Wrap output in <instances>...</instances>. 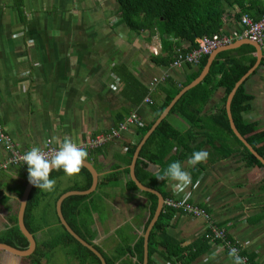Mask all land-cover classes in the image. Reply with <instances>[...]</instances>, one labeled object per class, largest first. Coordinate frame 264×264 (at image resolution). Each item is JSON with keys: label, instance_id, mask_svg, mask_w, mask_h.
Wrapping results in <instances>:
<instances>
[{"label": "crops", "instance_id": "1", "mask_svg": "<svg viewBox=\"0 0 264 264\" xmlns=\"http://www.w3.org/2000/svg\"><path fill=\"white\" fill-rule=\"evenodd\" d=\"M22 4L23 13L19 14L15 0H0V125L14 149L21 152L33 146L43 149L50 142L58 146L56 141L65 137L81 146L88 139L110 133L130 116H136L138 120L139 125H128L126 132L105 143L103 148L97 151H94L96 148L86 149V162L91 163L98 175L97 186L88 194L93 195L87 202L99 203L101 199L106 209L104 217L92 216L97 231L94 245L112 256L122 242L118 231L126 233L127 228H131L129 238L136 242L139 237L143 238L154 215L150 216L151 205L142 194L144 192L127 189L126 183L131 180L129 171L124 173L126 168L129 170L125 159L127 147L140 142H137L139 127L155 122V109L165 99L163 87H179L190 70L187 66L171 67L175 52L173 54L172 51L173 56L170 57L162 49L157 34L142 32L133 36L119 16L116 0H22ZM235 11L229 10L224 16L223 32L240 30L233 20ZM173 42L179 48L190 46L187 41L173 39ZM258 75L252 78H259ZM154 79L159 81L154 83ZM250 80L245 87L253 94L249 88ZM169 81L172 84H168ZM223 96L224 90L218 89L203 115L214 114ZM82 97L85 99L82 100ZM255 99L254 96L253 102ZM181 119L175 113L168 122L180 133H185L189 126L182 130L175 126L181 123ZM202 140L199 136L190 147ZM174 154L175 149L170 155ZM233 156L236 154L228 158ZM8 158V151L0 144V234L12 227L15 214L17 219L27 183L24 179L25 166L10 165ZM188 159L187 156L182 166L190 173ZM225 160L211 164L195 180L191 175L192 184L186 193L176 194L167 180L161 186L165 193L173 195L168 199H186V202L204 209L211 219L209 225L203 218L190 217L181 210L173 209L175 213L165 229L166 235L183 247L207 243V250L198 251L190 261L182 264H232L223 244L210 237V227L223 228L231 246H238L240 251L252 258L253 264H264L263 182L257 191L253 186L235 187L226 179H219L216 183V178H219L217 171ZM233 161L234 164L241 163ZM148 170L155 175L160 168L151 164ZM112 173L119 176L108 179ZM263 177L253 181L259 183ZM62 178L68 177L63 175L56 181V189L50 192L52 197L69 190L74 182L80 185L85 182L80 174L69 179L67 185H62L63 182L59 184ZM107 179L115 184L110 185ZM246 192L255 195L242 197ZM186 194H189L187 198ZM254 201L263 203L255 205ZM256 212L257 221H252ZM257 216H260L259 219ZM33 219L43 226L35 234L36 243L49 239V232L52 233L56 225L48 204L39 214L35 209ZM139 228H142L140 232ZM98 240L102 242V247ZM53 251L42 259L43 264H50ZM63 258L66 264V253ZM73 259L74 264H80L76 258ZM154 262L180 264L175 257L166 259L160 254L154 255ZM0 264L32 263L4 251L0 253Z\"/></svg>", "mask_w": 264, "mask_h": 264}, {"label": "trees", "instance_id": "2", "mask_svg": "<svg viewBox=\"0 0 264 264\" xmlns=\"http://www.w3.org/2000/svg\"><path fill=\"white\" fill-rule=\"evenodd\" d=\"M116 2L118 4L119 16L122 22L129 28L130 33L133 36L142 32H148L149 35L157 34L161 39L162 49L166 50L170 57L171 55L173 56L177 49L180 50L179 45H176L173 39L178 42H189V48L185 49L188 52L192 48L197 47L196 39L211 37L214 34L223 32L224 16L227 15L229 10H236L233 14V20L235 24L237 23L240 26V30V20L243 15L249 16L253 22H258L264 17V0H116ZM15 6L19 14H22V0H15ZM167 36L171 37V39L168 40ZM207 58L208 55L202 56L195 67L185 65L189 68L190 74L179 87H172V85L171 89L163 87L165 99L163 104L155 109L156 118L183 87L199 76L206 64ZM255 61V49L250 45H242L235 50L221 52L217 55L204 80L186 92L177 101L168 116L160 123L143 145L134 169L135 176L141 184L158 191L164 200L172 198V194L165 193L162 190L161 186L164 185L165 181L156 179L157 174L162 173L172 162L179 161L182 164L187 156L190 158L193 152L200 150L207 151L208 158L206 162L197 165L195 168L191 167L190 173L193 180L199 176L202 170L211 164L225 160L234 154L241 155V159H244L246 167H254L263 169L264 171L259 161L233 135L225 112V102L228 94L240 78L251 69ZM263 66L264 52L259 67L237 90L230 109L238 132L257 154L264 158V130L258 128L259 124L257 121H250L245 118L252 110V102L254 100V95L247 92L245 83L257 75ZM168 84H172V81H169ZM218 89L224 90V96L216 112L208 116L203 115L205 107ZM175 113H178L188 123L189 128L185 133H180L169 124L168 117ZM153 123L138 128L137 134L139 138L137 142L141 140ZM196 129L199 131L195 132ZM199 136L203 140L191 148L190 144ZM233 143L236 147L230 148L229 146ZM102 146L96 148L94 151L103 148ZM136 146L137 143L128 145L127 147L125 154L127 166L131 163ZM206 147H211L212 152ZM174 149L176 150V154L170 155ZM179 149H182V152H179ZM211 153L214 156H211ZM151 164L157 165L160 168L155 175L151 174L148 170ZM23 170L25 173L24 179L28 181L27 167H24ZM128 171V168H126L124 173L126 174ZM79 174L85 181L84 185L74 182L69 190L63 191L54 197L51 196L50 192L40 191L36 187L32 188L24 214V224L27 230L35 238V234L43 228V226L34 221L33 213L47 198V204L52 211L56 227L52 233L49 232V239L36 243V250L31 256L23 258L27 262L43 264L42 259L47 258L48 254L58 245H62L70 248L74 258L80 264H100L99 260L89 250L82 247L66 232L64 227L59 223L55 212V203L62 194L68 191H86L90 187L91 175L89 172L82 168ZM63 175L62 170L53 171L50 174V178L57 181ZM118 176V173H112L108 179L112 177L117 178ZM109 182L111 180H108ZM262 182V187L264 188V177ZM109 184L113 185L115 183L111 182ZM126 186L130 191L139 192L131 180L127 181ZM142 194L149 199L151 205L150 216H152L156 208L157 198L149 193ZM92 195L70 196L62 202L61 211L67 224L82 240L93 245L102 254L106 264H142L143 238L139 237L134 242L133 239L129 238L128 234L131 230L129 227L124 238L121 237L125 234L124 231L120 230L117 232V234H121V236H118L121 238L122 244L120 243L116 247L115 253L112 256H108L98 246L94 245L97 231L93 224L92 216L94 213L99 212L101 199L99 203L98 201L93 203L87 202L90 201ZM173 213H175V210L164 207L158 221L150 232L147 264H155V254H160L166 259L175 257L177 262L182 264L183 262L190 261L198 251L207 250V243L200 242L201 245L199 246L194 244L189 247H183L181 243L170 239L166 235L165 229L168 227ZM262 213L264 214V211ZM12 224L11 228L0 234V243L19 250L27 249L28 241L17 227L16 214L13 217ZM52 234H55L54 238ZM3 252V250H0V253ZM241 254L245 255L242 251ZM249 259L254 263L251 257Z\"/></svg>", "mask_w": 264, "mask_h": 264}, {"label": "water", "instance_id": "3", "mask_svg": "<svg viewBox=\"0 0 264 264\" xmlns=\"http://www.w3.org/2000/svg\"><path fill=\"white\" fill-rule=\"evenodd\" d=\"M242 45H250V46H252L255 49L256 61H255L254 65L251 67V69H249L246 72V74L240 78V80L234 85L233 89L228 94V96L226 98V102H225V112H226V115H227V118H228L229 127H230L233 135L239 140V142H241L243 144V146L249 151V153L252 154L259 161V163L264 168V158L259 156L257 154V152L241 136V134L238 132L237 128L234 125V122H233V119H232V115H231V109H230L231 108V102H232L237 90L239 89V87L241 85H243V83L259 67V65H260V63L262 61V58H263V50L261 49L260 45L257 42L249 40V39L242 38V39L236 40L234 43H232V44H230L228 46L219 47L218 49L212 51L208 55L206 64L203 67V69H202L201 73L199 74V76L195 80H193L191 83H189L187 86L183 87L178 92V94L171 100V102L167 105V107L156 118V120L153 123V125L151 126V128L142 137V139L140 140V142L138 143V145H137V147H136V149L134 151L131 163L129 165L130 178H131L132 182L135 184L136 188L140 192L153 194L157 198V205H156V209H155L154 215H153L152 219L150 220V222L148 223V225H147V227L145 229L144 235H143V261H142V264H147V262H148V239H149V234H150L154 224L157 222L160 213L162 212L164 200H163L162 196L158 192H156L155 190H152V189L144 186L143 184H141L136 179L135 173H134V169H135L136 161H137V159L139 157V153H140L143 145L148 140V138L156 130V128L160 125V123L168 116L169 112L174 107V105L177 103V101L186 92H188L189 90L193 89L194 87L199 85L204 80V78L209 73V69H210L213 61L217 57V55L220 54L221 52L235 50V49L241 47ZM83 168L86 169L89 172V174L91 175L90 188L88 190H86V191H69V192H66V193L62 194L57 199V201L55 203V211H56V215L58 217L59 223L61 224V226L64 227L66 232L74 240H76L82 247H84L87 250H89L99 260L100 264H106L105 259L103 258L102 254L93 245H90L87 242H85L84 240H82L70 228V226L65 221V219H64V217L62 215V211H61L62 202L66 198H68L70 196H85V195H88V194L92 193L95 190V188L97 186V183H98V175H97L96 170L93 168V166L89 162H85V165H84ZM33 187L34 186L31 185L27 181V183L25 184V188L23 190L22 196H21L20 205H19V209H18V213H17V227H18L20 233L28 241L27 249L19 250L17 248H14L12 246L7 245V244L0 243V250H3L5 252L9 253L10 255L15 256V257H19V258L20 257H23V258L29 257L36 250V240L34 239L33 235L27 230V228H26V226L24 224L25 209H26V205H27V202H28V198H29L30 192H31Z\"/></svg>", "mask_w": 264, "mask_h": 264}, {"label": "built area", "instance_id": "4", "mask_svg": "<svg viewBox=\"0 0 264 264\" xmlns=\"http://www.w3.org/2000/svg\"><path fill=\"white\" fill-rule=\"evenodd\" d=\"M241 30L233 31L230 33L221 32L218 34H214L211 37H203L200 39H196L197 47L192 48L191 51L186 52L184 48L177 49L173 56L171 67L172 68H181L185 65L189 66H197L199 60L202 56L209 55L212 51L218 49L219 47L228 46L234 43L238 39H249L257 42L261 49L264 52V17L258 22H253L252 19L243 15L240 20ZM154 54H157L154 51ZM264 71V66L262 67ZM159 80L154 79V83H157ZM148 102V100H145ZM139 125L136 116H130L125 122L121 123L116 129H112L110 133L106 135L98 136L94 139H88L82 147L86 148H98L105 143L109 142L113 138L119 137L121 133L127 131L128 125ZM0 144L8 151L9 158L8 163L13 166L22 165L27 167L26 164H23L21 157L25 154V152H21L19 150L14 149L13 144L10 139L6 135L3 127L0 125ZM57 146L52 145L51 143H46L43 150L45 152H49L52 148H56ZM5 167V166H3ZM164 207L170 209L181 210L184 214L190 217H200L203 218L206 223L211 225V219L208 213L195 205L186 202V199H167L164 201ZM211 233L210 237L212 240H219L224 246V249L229 253L230 248H235L238 250V254L244 258L245 264H253L249 256L247 254L242 255L238 246H231L230 242L225 238V230L223 228L210 227ZM224 242V243H223Z\"/></svg>", "mask_w": 264, "mask_h": 264}, {"label": "clouds", "instance_id": "5", "mask_svg": "<svg viewBox=\"0 0 264 264\" xmlns=\"http://www.w3.org/2000/svg\"><path fill=\"white\" fill-rule=\"evenodd\" d=\"M56 143L58 146L49 152H45L41 147L33 146L21 157L23 164L27 165L28 182L40 191L51 192L54 190L56 181L50 178L53 171L62 170L64 175L71 179L81 172L87 161V150L73 142L72 139L65 137ZM207 158V151H195L187 160V165L195 168L206 162ZM156 179L169 181L176 194L186 193L192 184L191 174L184 169L179 161L170 163L162 173L157 174ZM187 195L189 194H186V198ZM228 255L232 264H245L244 258L238 254L237 249L230 248Z\"/></svg>", "mask_w": 264, "mask_h": 264}, {"label": "rangeland", "instance_id": "6", "mask_svg": "<svg viewBox=\"0 0 264 264\" xmlns=\"http://www.w3.org/2000/svg\"><path fill=\"white\" fill-rule=\"evenodd\" d=\"M94 3V2H93ZM230 33V31H229ZM156 51V50H154ZM157 53V51H156ZM258 77L259 78H252L249 82V88L250 91L253 92L254 96H255V101L253 102V110L248 113L245 118L247 120H252V121H257L258 122V128L260 130H264V72L262 70H260ZM258 79V80H257ZM169 121H171V116L168 118ZM181 123H179L178 125H175L178 129L182 130L183 127H187L188 123L184 120L181 119L180 120ZM230 148H234L236 147L235 144H231L229 146ZM210 150V152H212V148L211 147H206ZM211 156H214L211 153ZM240 155H236L233 156L232 158H228L226 159L223 165H221L220 170L217 171V176L219 177L218 179L216 178V183L219 182V179L222 181V179H226L227 182H229L232 185H235V187H241V186H253L255 187L256 191L260 189V185L262 184V181L259 183L254 182L253 180L258 179V178H262L263 177V173L264 171L262 169H257V168H252V167H246L244 164V159L238 158ZM233 159L236 161V163H240V164H234ZM240 159V160H239ZM259 175V177H258ZM69 178H62L59 182V184H61L63 182L62 185H67L69 184ZM215 181V180H214ZM215 184V183H214ZM263 185V184H262ZM52 192V191H51ZM247 193V192H246ZM255 194H243L242 197L247 196V197H252ZM48 198L42 202V204L36 209V214L41 213L43 207L45 204H47ZM102 203V202H101ZM100 203V204H101ZM260 203L263 202H257L254 201L253 204L255 205H259ZM250 207H252L250 205ZM99 212L98 213H94L97 214V216H103L105 214V205L101 204V207H99ZM251 209V208H250ZM264 211V208H261ZM258 214V212H256V214L252 217V221H257L255 220V216ZM262 216H264V214H262ZM256 218L259 219V217L257 216ZM140 230H142V228H139V232ZM61 231V230H60ZM123 231V230H121ZM127 233V232H126ZM126 233L124 235L121 236V234H118L119 236H121L122 238H124L126 236ZM130 236V234H128ZM52 237H55V234H52ZM121 239V238H120ZM96 241V240H95ZM99 241V240H98ZM97 243L102 247V242H98ZM64 253H66L67 259H66V264H74L75 260L73 259V252L70 250V248H66L62 245H58L54 251H53V257L49 258V262L50 264H64Z\"/></svg>", "mask_w": 264, "mask_h": 264}]
</instances>
